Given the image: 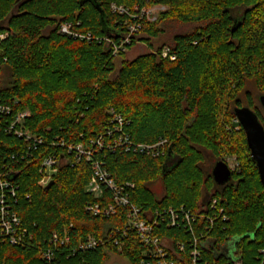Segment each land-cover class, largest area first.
I'll use <instances>...</instances> for the list:
<instances>
[{
	"label": "trees",
	"instance_id": "obj_1",
	"mask_svg": "<svg viewBox=\"0 0 264 264\" xmlns=\"http://www.w3.org/2000/svg\"><path fill=\"white\" fill-rule=\"evenodd\" d=\"M111 5L127 13H113ZM154 7L162 9L152 20L145 13ZM64 24L76 37L59 33ZM130 26H138L137 33L113 54ZM2 33L0 103L28 111L24 127L44 143L22 158L26 144L0 121V169L19 155L12 165L17 192L11 205L31 235L24 247L0 246V264H43L41 253L51 248L53 234L69 237L54 251V264H106L112 256L139 264L143 246L135 236L119 237L122 252L112 243L125 225L124 209L109 217L85 211L97 201L86 192L89 164L62 166L48 190L38 186L43 157L66 158L65 145L90 149L91 141L117 126L116 115L130 142L166 141L157 158L94 149L116 185H134L130 203L148 212L182 206L198 217L194 232H210L214 250L234 240L242 264H264V187L234 115L235 108L248 107L264 127L256 106L264 95V0H0ZM165 37L163 57L162 47L154 52L151 42ZM138 43L150 51L123 59V50ZM226 155L236 157L238 169L218 186L211 170ZM213 199L227 219L211 224ZM158 232L185 243L189 237L182 225ZM89 236L101 244L79 251ZM211 250L202 253L203 261L226 264Z\"/></svg>",
	"mask_w": 264,
	"mask_h": 264
},
{
	"label": "built area",
	"instance_id": "obj_2",
	"mask_svg": "<svg viewBox=\"0 0 264 264\" xmlns=\"http://www.w3.org/2000/svg\"><path fill=\"white\" fill-rule=\"evenodd\" d=\"M110 9L113 13H127L123 7L116 5H111ZM145 14L148 15L147 12ZM138 28V26H130L129 35L118 47L114 48L113 54H117L125 44L130 42V36L136 34ZM59 33L76 37L70 31V25L67 24L60 27ZM6 38L7 34H0V42ZM80 38L83 39V37ZM162 56H167V49L163 51ZM170 59L173 60L174 58L171 57ZM28 117V111L14 112L11 105L0 103V121L5 120L6 133L23 139L27 146V154H20L22 158L31 157L32 153L39 149V145L44 143L42 137L31 134L24 127V122ZM113 120L117 126L112 131H107L105 136H100L91 141L90 149L82 144L65 145L66 158L64 155L59 156L55 153L43 157L38 171V186L46 187L62 166L87 163L91 167V175L86 186V192L97 201L87 204L84 207L85 211L92 216L109 217L115 215L119 209L125 210L126 222L122 231L116 230L113 233L112 243L118 252L123 250L119 237L124 239L133 235L143 246L139 264H208L207 261H203L202 253L210 251V249H212L213 257L216 259L224 257L226 264H242V252L241 249L234 248V240L226 241L221 244L218 250H214L212 246L216 242L210 232L197 233L193 231V223L197 221L198 217L190 210L181 206L179 208L155 209L148 212L130 203V192L134 190V185L127 183L120 186L116 185L104 167V163L95 157L94 149L97 148L99 151L105 149L112 152L120 150L125 153L133 151L157 158L164 156L163 148L166 141L162 140L154 145L134 144L129 141V137L122 130V118L116 115ZM105 137L109 141L105 142ZM17 156L19 155H12L0 169V246L24 247L26 241L31 239L29 231L23 226L20 217L11 205V203L16 204L17 185L11 178L12 172H14L13 164ZM208 209L211 211L207 217L209 223L213 224L217 218H221L223 221L227 219L222 209L217 207L216 200H211ZM181 225L186 231L185 234L189 236L186 243L181 240H171L158 232L160 226L175 228ZM68 241L69 237L66 234L62 238L53 234L49 241L51 248H47L41 253L43 264H54V251L59 245H66ZM99 244H101V240L89 236L78 243L77 249L86 252L96 248Z\"/></svg>",
	"mask_w": 264,
	"mask_h": 264
},
{
	"label": "water",
	"instance_id": "obj_3",
	"mask_svg": "<svg viewBox=\"0 0 264 264\" xmlns=\"http://www.w3.org/2000/svg\"><path fill=\"white\" fill-rule=\"evenodd\" d=\"M258 101L264 111V95L259 96ZM234 115L245 134L250 158L255 163L260 183L264 187V127L248 107L235 108ZM211 177L216 185L224 186L231 181L232 171L224 161H218L211 170ZM52 185L53 181L45 189L48 190Z\"/></svg>",
	"mask_w": 264,
	"mask_h": 264
},
{
	"label": "rangeland",
	"instance_id": "obj_4",
	"mask_svg": "<svg viewBox=\"0 0 264 264\" xmlns=\"http://www.w3.org/2000/svg\"><path fill=\"white\" fill-rule=\"evenodd\" d=\"M159 10H160L159 7H154V8H151V9L147 10L148 18L152 19L153 17H155L156 13ZM167 41H168V37L161 38L160 40H156V41L153 40L151 42V45H152L151 50L155 52L158 48L162 47L161 53H163V51L165 49H167V46H163V45H166ZM149 51L150 50H149V48L146 45H144L142 43H138V44H135L134 46H132L130 49H124L123 50V52H125L124 56H123V59L130 61V60H133L134 58H136L137 56L142 55L144 53H147ZM121 60L122 59L118 58L117 62H115V65H116L117 69L119 68V63L121 62ZM247 88L249 90L253 89L252 86H248ZM256 106H257V109H259V111L261 112L262 117L264 118V111L257 104V102H256ZM175 160H176L175 157L171 158L172 162H174ZM223 160L227 164V166L229 167V169L231 171H235V170L238 169V161L236 160L235 156L226 155V156L223 157ZM211 165H212V160H210L209 157H206L205 166L209 167ZM106 264H128V263H127V261L125 259H123L120 256H112L106 262Z\"/></svg>",
	"mask_w": 264,
	"mask_h": 264
}]
</instances>
